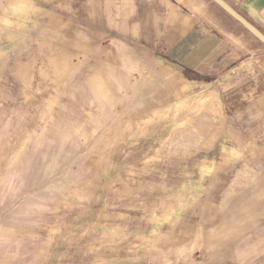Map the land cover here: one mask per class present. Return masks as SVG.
<instances>
[{"label":"rangeland","instance_id":"obj_1","mask_svg":"<svg viewBox=\"0 0 264 264\" xmlns=\"http://www.w3.org/2000/svg\"><path fill=\"white\" fill-rule=\"evenodd\" d=\"M10 1L0 264H264V153L123 45L130 0Z\"/></svg>","mask_w":264,"mask_h":264},{"label":"crops","instance_id":"obj_2","mask_svg":"<svg viewBox=\"0 0 264 264\" xmlns=\"http://www.w3.org/2000/svg\"><path fill=\"white\" fill-rule=\"evenodd\" d=\"M224 1L264 34V0ZM211 2L130 0L131 13L114 33L199 94L188 110L215 107L229 124L226 138L243 136L249 153H264V50Z\"/></svg>","mask_w":264,"mask_h":264},{"label":"water","instance_id":"obj_3","mask_svg":"<svg viewBox=\"0 0 264 264\" xmlns=\"http://www.w3.org/2000/svg\"><path fill=\"white\" fill-rule=\"evenodd\" d=\"M215 5L226 12L235 22L243 27L250 35H253L258 42L264 45V34L254 25L250 24L241 14L234 11L224 0H211Z\"/></svg>","mask_w":264,"mask_h":264},{"label":"bare ground","instance_id":"obj_4","mask_svg":"<svg viewBox=\"0 0 264 264\" xmlns=\"http://www.w3.org/2000/svg\"><path fill=\"white\" fill-rule=\"evenodd\" d=\"M9 1H10V0H9ZM10 2H11V1H10ZM11 5H12V4H11ZM16 7H17V6H16ZM14 8H15V5H14V7H11V6H8V7H7V9H12V10H13ZM1 19H2V18H1ZM6 20H7V19H6ZM60 53H61V52H60ZM60 53H59V54H60ZM214 108H215V107H214ZM166 110H167V109H166ZM218 113H219V112H218Z\"/></svg>","mask_w":264,"mask_h":264}]
</instances>
